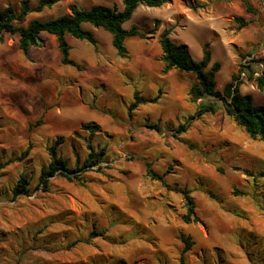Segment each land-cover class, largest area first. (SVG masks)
<instances>
[{
	"label": "rangeland",
	"instance_id": "374dc122",
	"mask_svg": "<svg viewBox=\"0 0 264 264\" xmlns=\"http://www.w3.org/2000/svg\"><path fill=\"white\" fill-rule=\"evenodd\" d=\"M23 1L38 3L0 0V9H20ZM194 1L198 10L191 8ZM248 1L252 13L243 0L140 6L124 27L148 35L127 39V57L117 54L103 29H94L97 46L67 37L80 69L62 65L54 36L43 34L42 46L28 54L17 35L5 36L0 264H264V141L252 139L221 104L216 113L200 115L209 99L189 96L196 75L176 69L165 74L159 44L160 34L171 30V41L188 47L197 61L208 44L212 61L222 63L218 90L237 74L240 91L264 105V91L252 79L264 68V0ZM94 5L122 10L123 0H61L26 23ZM236 17L251 24L240 29ZM136 94L144 103L130 111ZM90 147L105 149L101 162L69 173L72 180L58 172L48 178V190L40 188L51 150L76 170ZM23 175L32 192L13 198ZM186 193L198 222L184 221ZM182 234L192 245L185 253Z\"/></svg>",
	"mask_w": 264,
	"mask_h": 264
},
{
	"label": "trees",
	"instance_id": "16d2710c",
	"mask_svg": "<svg viewBox=\"0 0 264 264\" xmlns=\"http://www.w3.org/2000/svg\"><path fill=\"white\" fill-rule=\"evenodd\" d=\"M172 0H123V9L119 10L116 7L105 5H94L89 9L73 8L72 13L63 16L42 20L39 18L32 19L26 23V19L33 13H41L46 8H50L61 0H38L36 5H32L29 1H23L20 9L13 6L0 9V42L5 41V36H18L19 49L28 54L30 49L42 46L41 36L48 34L56 37L58 48L61 53V63L64 66H72L80 69V65L71 59V45L67 37L85 41L93 46H97V37L94 29H103L112 36V45L120 57L128 56L126 41L130 37L147 38V33L142 32L137 26H132L126 29L124 25L130 21L135 11L140 6L147 8H162L171 3ZM246 10L249 13L253 12L252 5L248 0H243ZM193 10H198L199 6L196 1L191 3ZM235 21L239 24V28L243 29L251 24L244 17H236ZM158 22V21H157ZM171 30H164L159 36V44L162 50L161 60L164 62L165 74L174 69L194 73L196 75V83L193 84L189 91V96L192 101L209 99L200 105L199 114L216 113L218 104L225 110L227 114L232 116L239 126L245 129L252 139H260L264 141V105L255 103L252 94H244L240 91V86L243 81L239 75L233 74L231 80L227 82L222 91L217 88V75L222 70V63L212 61V54L209 50V45L206 44L203 50V57L200 61L193 58L188 47L176 46L170 39ZM261 64L264 65V59H261ZM254 83L258 90L264 91V68L260 74L254 78ZM136 103L131 104L130 111L137 108L139 103H144L138 94L135 95ZM160 96L153 99L157 102ZM92 125H82L84 130H90ZM95 128V127H94ZM93 128V131L95 130ZM91 148V153L88 159L85 160L83 167H78L76 170L71 169L69 163L58 158L56 152L51 150V163L42 168L39 182L40 188L43 190L49 189V177H53L56 173L72 180L69 173H76L91 164L101 162L105 156V149L100 152H95ZM154 179L163 178L149 171ZM82 184L84 181L82 180ZM31 185V180L26 175L20 177L19 181L12 190L13 198L22 194H30L32 191L28 188ZM188 213L184 217L186 223L198 222L200 219L196 215L195 203L187 193L185 194ZM45 227L41 232H46ZM48 235V234H47ZM43 236V243H48V236ZM100 236V233H94ZM181 240L185 244L184 253L191 249V242L184 234L181 235Z\"/></svg>",
	"mask_w": 264,
	"mask_h": 264
},
{
	"label": "built area",
	"instance_id": "2783aa9c",
	"mask_svg": "<svg viewBox=\"0 0 264 264\" xmlns=\"http://www.w3.org/2000/svg\"><path fill=\"white\" fill-rule=\"evenodd\" d=\"M258 75H259V74H258ZM258 75H257V76H258Z\"/></svg>",
	"mask_w": 264,
	"mask_h": 264
}]
</instances>
